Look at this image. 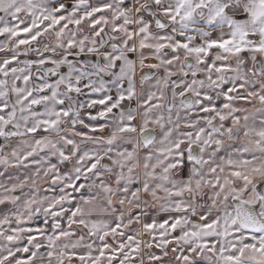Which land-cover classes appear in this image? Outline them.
Masks as SVG:
<instances>
[{"label": "snow or ice", "instance_id": "6c2138e0", "mask_svg": "<svg viewBox=\"0 0 264 264\" xmlns=\"http://www.w3.org/2000/svg\"><path fill=\"white\" fill-rule=\"evenodd\" d=\"M0 264H264V0H0Z\"/></svg>", "mask_w": 264, "mask_h": 264}]
</instances>
